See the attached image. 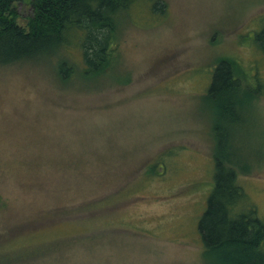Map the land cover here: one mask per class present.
Listing matches in <instances>:
<instances>
[{
    "label": "rangeland",
    "instance_id": "374dc122",
    "mask_svg": "<svg viewBox=\"0 0 264 264\" xmlns=\"http://www.w3.org/2000/svg\"><path fill=\"white\" fill-rule=\"evenodd\" d=\"M116 27L100 76L74 44L0 66V264H213L217 156L264 222V0H138ZM221 60L236 90L216 96Z\"/></svg>",
    "mask_w": 264,
    "mask_h": 264
},
{
    "label": "trees",
    "instance_id": "16d2710c",
    "mask_svg": "<svg viewBox=\"0 0 264 264\" xmlns=\"http://www.w3.org/2000/svg\"><path fill=\"white\" fill-rule=\"evenodd\" d=\"M20 1L0 0V66L39 60L74 44L82 56L81 73L86 77L100 76L110 69L117 18L138 2L31 0L33 15L23 27L18 24L16 8ZM254 43L264 54V27L256 34ZM230 63L220 61L211 86L212 94L222 96L228 90H236L233 80H236V73ZM64 65L67 62L59 69L62 74L66 72ZM224 106L222 111L227 114L228 106ZM219 141L217 145L221 149ZM216 160L214 190L198 226L203 256L213 264H264V222L258 218L254 207L240 206L244 192L236 173L223 168L225 161L221 157L217 156ZM2 201L0 197V204ZM53 205H43L50 218Z\"/></svg>",
    "mask_w": 264,
    "mask_h": 264
}]
</instances>
